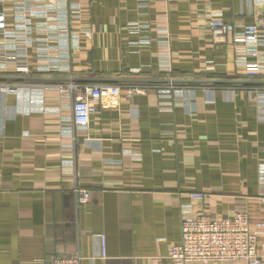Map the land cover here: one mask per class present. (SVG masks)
I'll return each mask as SVG.
<instances>
[{
	"label": "crops",
	"instance_id": "1",
	"mask_svg": "<svg viewBox=\"0 0 264 264\" xmlns=\"http://www.w3.org/2000/svg\"><path fill=\"white\" fill-rule=\"evenodd\" d=\"M17 3L0 1L8 30L16 27ZM76 3L65 32L54 33L64 21L45 20L39 2H26L32 42L18 60L20 42L0 33V87L15 89L0 94V264H49L75 253L82 264H172L183 205L212 219L246 212L249 229H258L264 74L248 77L237 60L245 45L230 35L214 40L207 20L213 13L252 22L264 13L262 0ZM168 32L172 68L164 70ZM259 38L264 64V32ZM4 52L13 59L3 61ZM21 62L25 74L16 71ZM49 64L59 69H44ZM66 81L119 85L120 94L80 130L73 98L61 99L57 89ZM171 84L192 89L174 100ZM75 189L89 191L88 201L79 203Z\"/></svg>",
	"mask_w": 264,
	"mask_h": 264
},
{
	"label": "built area",
	"instance_id": "2",
	"mask_svg": "<svg viewBox=\"0 0 264 264\" xmlns=\"http://www.w3.org/2000/svg\"><path fill=\"white\" fill-rule=\"evenodd\" d=\"M3 1V0H0ZM22 4H16V27L8 30L5 25V16L0 12V33L7 39L18 40L19 47L14 55V60L25 57L27 46L32 39L28 28L29 20L25 15L26 2H39L41 5L40 15L45 20H63L57 27L53 28L54 33L65 32L68 27L70 13L78 8L77 0H21ZM76 1V2H75ZM264 4V0H262ZM55 12V17L49 15ZM211 35L216 41H224L231 36L232 42L243 43L245 48L238 54L237 60L244 66L248 77L259 78L264 74V64L259 60L261 50L259 49V35L264 32V13L257 16L252 22L231 23L224 21L219 15L211 13L207 20ZM51 31V30H50ZM164 51L160 55V67L164 70H171L172 58L170 50V33H166ZM4 45V43H3ZM5 46V45H4ZM9 55V54H8ZM6 52L2 54L3 61L9 57ZM66 55V54H64ZM64 57V56H62ZM250 58V59H249ZM50 65V66H49ZM44 69H59L57 66L49 64ZM4 66V64H3ZM43 68V66H40ZM16 71L21 74L28 72V67L24 62L18 63ZM61 99L73 98V121L80 130H86L89 124L90 114L95 112L99 104L111 103L119 97L120 86L110 84H79L73 81L62 82L57 85ZM189 85H170V92L173 99L182 101L186 98V93L191 90ZM15 91L11 85L0 87L1 93ZM260 99L263 101L264 96ZM75 194L79 203H85L89 199V191L86 189H75ZM193 198H203L199 192H191ZM185 216L181 223V239L171 247L169 258L172 264H212L226 263L236 264H260V257L257 253V235L264 223H257L258 229L251 231L246 212H236L232 217L212 219L204 215H193L190 205H183ZM100 253L106 254V242L103 236L99 238ZM83 257L78 254L57 256L49 264H82Z\"/></svg>",
	"mask_w": 264,
	"mask_h": 264
},
{
	"label": "water",
	"instance_id": "3",
	"mask_svg": "<svg viewBox=\"0 0 264 264\" xmlns=\"http://www.w3.org/2000/svg\"><path fill=\"white\" fill-rule=\"evenodd\" d=\"M153 81H155V80H152L151 82H153ZM159 81H161V80H157V82H159ZM147 82V81H146Z\"/></svg>",
	"mask_w": 264,
	"mask_h": 264
}]
</instances>
